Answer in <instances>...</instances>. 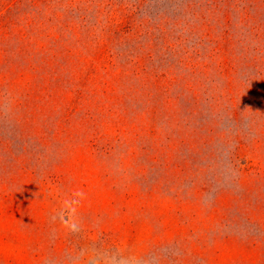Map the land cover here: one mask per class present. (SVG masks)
Wrapping results in <instances>:
<instances>
[{
	"label": "rangeland",
	"instance_id": "rangeland-1",
	"mask_svg": "<svg viewBox=\"0 0 264 264\" xmlns=\"http://www.w3.org/2000/svg\"><path fill=\"white\" fill-rule=\"evenodd\" d=\"M0 264H264V0H0Z\"/></svg>",
	"mask_w": 264,
	"mask_h": 264
}]
</instances>
